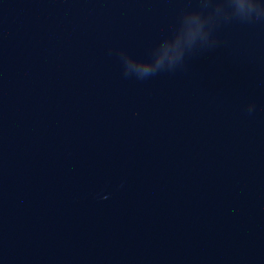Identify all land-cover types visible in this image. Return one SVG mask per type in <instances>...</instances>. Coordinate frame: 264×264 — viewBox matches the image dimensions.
Masks as SVG:
<instances>
[{
    "label": "water",
    "instance_id": "1",
    "mask_svg": "<svg viewBox=\"0 0 264 264\" xmlns=\"http://www.w3.org/2000/svg\"><path fill=\"white\" fill-rule=\"evenodd\" d=\"M0 264H264V0H0Z\"/></svg>",
    "mask_w": 264,
    "mask_h": 264
}]
</instances>
